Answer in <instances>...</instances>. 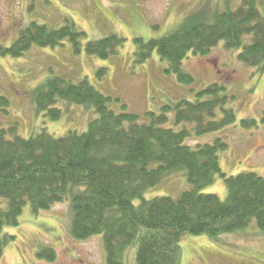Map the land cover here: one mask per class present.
<instances>
[{"label":"trees","instance_id":"1","mask_svg":"<svg viewBox=\"0 0 264 264\" xmlns=\"http://www.w3.org/2000/svg\"><path fill=\"white\" fill-rule=\"evenodd\" d=\"M258 0H242L236 10H225L213 22L186 21L180 31L159 40L137 39L143 60L157 51L186 85L193 77L182 66L190 54L206 56L220 42L229 50H240L238 58L246 66L264 63V17ZM86 34L66 20L58 30L32 22L9 49L0 53L23 57L32 47L55 48L70 41L80 54ZM246 38L250 42L246 44ZM125 40L116 35L89 42V56L108 59L124 48ZM142 61V60H141ZM144 62V61H142ZM225 88L212 85L196 94V101H182L149 112L143 122L122 106L116 113L112 102L89 82L74 83L65 78L49 79L35 95L38 111L47 112L52 121L62 117L60 102L96 111L98 118L84 134L71 132L56 138L41 133L30 139L0 126V263L6 247L15 240L5 235L6 228L18 226L25 208L32 213L49 211L71 199L69 234L76 241L103 236L106 264H124L126 251L134 248L136 264H181L180 243L185 236L216 238L248 228L253 221L264 232V178L254 173L228 176L223 173L219 153L228 148L223 140L196 149L186 142L225 130L237 121L233 110L226 109ZM0 98V106H8ZM224 117L217 120L218 111ZM176 114V124H190L181 131L166 128L168 115ZM245 128L257 127L252 120L242 121ZM186 172L192 189L178 200L160 197L145 200L144 194L157 187L172 173ZM221 178L228 191L222 201L203 190ZM140 199L138 206L135 200ZM39 258L52 261V249H43Z\"/></svg>","mask_w":264,"mask_h":264},{"label":"rangeland","instance_id":"2","mask_svg":"<svg viewBox=\"0 0 264 264\" xmlns=\"http://www.w3.org/2000/svg\"><path fill=\"white\" fill-rule=\"evenodd\" d=\"M242 0H0V46L11 48L22 31L36 22L58 30L66 20L85 33L80 54L68 40L55 48L32 47L23 57L13 58L0 53V98L9 102L0 106V126L30 139L41 133L56 138L71 132L84 134L98 115L92 108L60 102L62 117L52 121L47 112H40L35 103L36 92L54 77L74 83L87 80L98 92L110 98L109 107L116 113L122 106L141 117L152 112L161 114L165 107L180 102L196 101V94L212 85L225 88L226 109L234 111L237 121L223 131L203 137L195 135L186 144L193 149L213 145L221 139L228 148L219 153L224 174L238 176L254 173L264 178V63L257 68L239 61L240 50H229L224 41L206 56L190 54L182 69L193 77L191 85L183 84L168 73L169 64L155 51L143 60L137 39L159 40L180 31L186 21L213 22L218 12L236 10ZM264 17V0H258ZM116 35L125 40L124 48L108 59L89 56L86 45ZM250 42L249 38L245 40ZM144 62H142V61ZM224 117L218 111L217 120ZM252 120L257 127L245 128L242 121ZM190 124L177 125L176 114L168 115L166 128L181 131ZM192 189L187 173H172L157 187L144 194L145 200L169 197L178 200ZM222 201L228 191L221 178L203 190ZM140 199L135 200L138 206ZM71 199L49 211L34 214L25 208L18 226L6 228L5 235L15 240L5 249L0 264H106L103 236L76 241L69 234ZM181 264H264V232L256 221L244 229L212 238L185 236ZM43 249H52V261L39 258ZM124 264H136L135 250L126 251Z\"/></svg>","mask_w":264,"mask_h":264}]
</instances>
